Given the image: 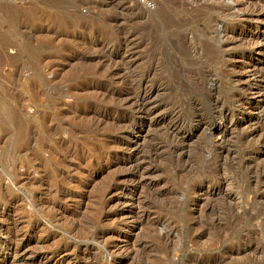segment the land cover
Listing matches in <instances>:
<instances>
[{
    "label": "rangeland",
    "instance_id": "rangeland-1",
    "mask_svg": "<svg viewBox=\"0 0 264 264\" xmlns=\"http://www.w3.org/2000/svg\"><path fill=\"white\" fill-rule=\"evenodd\" d=\"M237 1L0 0V264H264V16Z\"/></svg>",
    "mask_w": 264,
    "mask_h": 264
},
{
    "label": "bare ground",
    "instance_id": "bare-ground-1",
    "mask_svg": "<svg viewBox=\"0 0 264 264\" xmlns=\"http://www.w3.org/2000/svg\"><path fill=\"white\" fill-rule=\"evenodd\" d=\"M220 1V0H219ZM223 1V0H222ZM225 1H229L228 3H232L231 1L232 0H225ZM235 1V4H234V6H235V8H236V6L238 5V1L237 0H234ZM261 1V5H259L260 7H257V9L254 11V12H252L251 14L253 15V16H255V18H256V20L258 19H260V18H262L263 16H264V0H260ZM226 2V3H227ZM223 3V2H222ZM225 3V4H226ZM260 4V3H259ZM229 5V4H228ZM231 5V4H230ZM232 5H233V3H232ZM227 6V5H226ZM231 7V6H230ZM233 8V7H232ZM234 8V9H235ZM231 9V8H230ZM233 9V10H234ZM231 12V11H230ZM243 13V12H242ZM235 14V13H234ZM238 14V13H237ZM240 14V13H239ZM237 16H240V17H242L243 15H237ZM243 17H245V16H243ZM253 19V18H252ZM217 28V27H216ZM215 29V28H214ZM225 41H227V40H225ZM224 43V42H223ZM230 43H232V42H230ZM225 46V45H224ZM228 46V45H227ZM5 49V48H4ZM1 65V64H0ZM1 68V67H0ZM146 93V92H145ZM132 96V95H131ZM142 99V98H141ZM145 99V98H144ZM144 99L142 100L143 101V105L141 106V107H143V108H146L145 110H146V113L150 110V109H148V107L146 106L147 105V102H144ZM132 100H134V99H132ZM149 103V102H148ZM142 104V103H141ZM150 112V111H149ZM253 132H256V130H252V131H250V133H253Z\"/></svg>",
    "mask_w": 264,
    "mask_h": 264
}]
</instances>
